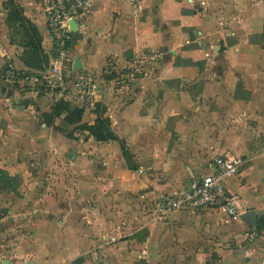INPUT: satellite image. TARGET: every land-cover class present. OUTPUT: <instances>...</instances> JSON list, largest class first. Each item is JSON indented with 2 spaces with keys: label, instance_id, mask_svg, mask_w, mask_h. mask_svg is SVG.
<instances>
[{
  "label": "crops",
  "instance_id": "0c3cea01",
  "mask_svg": "<svg viewBox=\"0 0 264 264\" xmlns=\"http://www.w3.org/2000/svg\"><path fill=\"white\" fill-rule=\"evenodd\" d=\"M19 2L25 15L39 27L43 48L55 61V43L45 12V0ZM0 12L2 14L3 9L1 11L0 8ZM2 21L6 32H9L5 20ZM159 24L166 32L161 33ZM74 32L79 34V38L71 50L72 61L69 59L68 65L73 74L84 76L93 83L92 93L89 96L82 95V92L79 94L70 82L62 99L83 108L87 121H92L89 125L97 118L96 105L105 106L114 132L126 140L138 165L159 169V174L168 176V184L182 182L208 162L204 173L193 174L185 186L167 192H180L188 187L193 178L212 171V147L207 150L205 145H212L211 131L218 129L221 138L216 152L227 150L228 142L223 138L228 134V121L232 116L237 115L241 123L249 126L246 128L253 137L264 136V0H91L86 14L79 20L78 30ZM8 35H5L4 49L0 50V62L9 59L11 66L28 70L19 57L21 47L13 44ZM73 39L75 35H72ZM160 43L170 45L169 49L164 48L160 62L159 57L152 59L145 74L133 83L123 87L118 85L116 91L109 87L116 83L114 77L117 70L131 65L140 56H148L143 55L146 52L159 50ZM77 58L82 69L75 71ZM9 89L16 88L10 86ZM1 90L5 89L1 87ZM21 96H9L6 102L15 100V103H20ZM51 96L54 101L60 97L58 93H51ZM44 99L40 97L37 102ZM52 99L41 113L51 111ZM197 102H203L205 112L202 107L193 116L183 111L185 106H195ZM20 108L25 109L18 113L20 115L6 111L0 117V122H7L5 130L0 124L2 142L6 132L12 135L11 132L15 134L21 130V119H26V126H33L39 116L40 111L34 108L33 102L27 107H17ZM202 121H208L209 126L205 127ZM42 126L33 132L34 139L43 141L55 155H60L63 150L70 155L76 149L71 166L76 171L77 186L79 184L81 188L83 185L86 164L88 174L97 186L101 184L97 178H104L105 171H108L114 175L109 178V185L123 187L124 190L132 187V183L122 177L129 170L124 166L125 160L117 141L98 142L86 130L83 131L86 140L68 139L55 132L51 134L52 138L37 136L45 134L47 125ZM109 148L114 154L108 152ZM254 149L244 146L247 163L239 175L230 179L228 188L237 191L241 197L240 204L244 206L239 217L246 211L262 213L256 220L257 225L264 216V153L257 155ZM99 151L104 152L105 170L97 167L94 158ZM49 164L54 168L52 162ZM170 167L173 172L168 171ZM84 198L78 200L79 206L74 211L82 218L77 219L74 225H68L65 218L54 229L51 226L48 228L49 233H61L56 241L50 237L44 239L45 249H60L55 258L50 257V262L70 263L84 258L83 264H87L89 259L95 263L98 259L110 264L118 257V260L129 264L135 256L142 257V253L148 250L150 259L159 261L163 255L159 253L167 245V236L159 234V226L150 225L144 233L147 236L142 238L146 230L142 227L133 229L129 224L118 226L111 222L99 224L97 219L88 220L86 217L97 214V209L83 207ZM188 211L200 214L194 217ZM65 212L64 215L68 216L72 210ZM222 213L226 214L218 208L171 212L169 219L172 221L168 227L177 230L173 245L178 249L184 246L182 224L190 216L195 218L200 232H217L220 236L221 233H228L229 229L219 223ZM249 226L253 229L257 227L242 219L235 223L234 227L240 231L239 235H235L238 243L241 242L240 233L246 236L245 230ZM72 249H75L73 255ZM259 250L240 248L239 253L249 252L245 261L234 255L230 263L259 264L258 258L262 254ZM192 264L199 262L197 260Z\"/></svg>",
  "mask_w": 264,
  "mask_h": 264
},
{
  "label": "rangeland",
  "instance_id": "374dc122",
  "mask_svg": "<svg viewBox=\"0 0 264 264\" xmlns=\"http://www.w3.org/2000/svg\"><path fill=\"white\" fill-rule=\"evenodd\" d=\"M0 1L1 11L3 9V13L1 14L0 12V50H2L4 49L3 42L5 41V35H7V33L9 34L8 37H13L16 45H18V41L21 40V36L16 32H6L2 20L4 19L6 21L9 13V10L6 8L9 0ZM16 2L20 4L19 0H16ZM159 30L161 33L166 32V29L163 30L160 24ZM76 41L77 38L73 39L71 48H73ZM164 48L169 49L170 45L160 43L159 50H151L143 55L159 53L160 62V58L164 56ZM23 51L24 49L21 47V50H19L20 58ZM71 54L72 52L69 56L70 60L72 58ZM52 62L54 61H50L45 71H22L15 65L11 66L9 59L0 62V117L6 113V111L15 115H20L18 113L25 109H17V107H22L24 105L27 107L30 102H33L34 108L40 111L33 126H26V119H21L19 121L21 130L16 131L15 134L11 132L12 135L6 132L3 142L0 139L2 148L0 150V264H31L32 261L39 264H83L84 258L74 259L70 263L50 262V257L55 258V255L60 249L59 247L45 249L44 242L46 237H50L52 240L56 241L61 234L58 231L49 233L47 230L50 226L54 229L62 220H65V218L68 225H74L77 219L82 218L76 216L74 212L79 206L78 203L80 202H78V200L82 197H85L84 200H82L83 207L97 209V214L86 217L88 220L97 219L99 224H101L100 222L105 224L111 222L118 226L129 224L133 229L142 227V229H146L141 236L142 238L147 236L144 233L150 225L154 227L159 226V234L162 233L163 237L167 236L165 241L167 245L163 248L164 250L159 253H163V255L159 257V261L150 259V250H148L147 253H142V257L135 256L129 264H192V262L197 260L199 264H204L205 262L206 264H221L225 260L223 264H231V258L234 255L239 256L240 259L242 258L241 260H244L245 255H248L249 252H242L243 254L239 253L238 250L240 248L249 249L251 247L255 250L260 249L259 251L262 252V254L258 258V261H260L259 264H264V216L258 220L256 229L249 226V228L245 230L246 236L240 233V243H238L235 238V235H239L240 231L237 230L234 225L238 221H241L242 216H239L243 210L242 206H244L242 203L240 204L241 197L237 191L231 190V194L237 201L239 214L236 216H228L222 213L219 220V223L224 224L229 229L228 233H221L220 236L217 232H200L197 230L195 218L190 216V218L185 220L182 224V228L185 230L184 246L178 249V247L173 245L177 236V230L168 227L172 221L171 218L169 219L171 213L162 214L156 207V199L161 193H167V191L171 189H179L185 186L189 177L193 174L204 173L208 169V162H205L204 165L195 169L192 172L193 174H189L187 178H184L183 181L181 180L182 182L168 184L166 182L169 180L168 176L163 177L162 174H159V169L155 170L145 165L141 167L136 160H133L138 166L136 170H131L127 162L124 161V166L129 172L126 171L123 173V180L132 183V187L128 190H124L125 188L123 187L114 188L109 185V178H113L114 175L112 173L109 174L108 171H105L104 178H97V180L101 182L100 186H97L95 180L91 178V174H88L87 165L84 164V182L83 185L81 184V188L79 184L77 186L75 181L76 171L71 166V158H74V155H67L66 150L60 151V155H55V152L53 153L51 149L45 147L43 141L34 139L35 136L33 132H35L37 128H43L42 124H46L44 114L41 113L43 107H47L51 104V93H57L60 90V88L54 87L57 81L50 73L53 69ZM151 66L152 63L150 67ZM68 69H71V66H69ZM7 71L15 72L17 75L21 74L23 79H21L20 82H15V79H13V82H11L8 80L9 73L7 74ZM25 74L27 76H25ZM118 84L120 83H112L109 87H112L113 90L116 91L118 89ZM10 86L16 89H11L12 91L10 89V91L7 90ZM1 87L5 90L2 91ZM17 94H22V102L15 103V100H12L7 104V97H14ZM27 94L30 96H27ZM40 97H45L46 99H44L43 102H37V99ZM60 99L62 98L59 97L58 100ZM55 102L54 100L52 101L53 104ZM203 106V102H197L195 106H185L183 111L193 116L200 107H202L201 110L205 112ZM30 111H33V108H30ZM86 116L87 115L84 114L83 123L89 124L92 121L88 122ZM0 124H2L1 126H3L2 128H4V130L7 129L6 121L1 120ZM202 124L205 127L209 126L208 121H202ZM246 127L249 126L241 123L237 115L232 116L231 121H228V134L223 138L228 142L227 150L217 152V146L221 137L218 133V129L217 131L212 130V145H205L207 150L212 147L210 159H214L220 154L230 152L242 157L246 165V154L243 150L245 145L251 149L255 147L256 150H254L257 155L264 153V136L253 137ZM83 131L84 130L81 129L79 125L67 124L63 116L57 118L54 125L46 126L45 134L43 133L44 135L40 133V135L37 136L51 137V134L55 132L68 139L86 140L87 137H85ZM121 139L125 140L124 138ZM6 142H8V144H6ZM4 144L6 145L3 146ZM253 144H256L257 147ZM117 145L120 147L119 142ZM75 151L76 149L72 150V153L74 154ZM108 152L114 154L111 148H109ZM103 153V151H99L96 157H94L97 167L101 170L107 168V166L103 164V159H105L102 158L104 157L102 156ZM49 162L54 164V168ZM56 165H58V167L55 168ZM140 167L143 169L142 174H140ZM168 171L173 172L171 167L168 168ZM69 210H72V212L68 216L64 215L66 213L65 211L68 212ZM188 212H191L194 217L200 214L192 211ZM74 250L75 249L71 250V255H73ZM239 254H241V256ZM247 260L248 259H246V261ZM99 262L98 259L97 263L89 259L87 264H107L104 261ZM110 264L126 263H124L122 259L118 260V257H115L114 260L110 261Z\"/></svg>",
  "mask_w": 264,
  "mask_h": 264
},
{
  "label": "built area",
  "instance_id": "2783aa9c",
  "mask_svg": "<svg viewBox=\"0 0 264 264\" xmlns=\"http://www.w3.org/2000/svg\"><path fill=\"white\" fill-rule=\"evenodd\" d=\"M90 3L91 0H45V12L53 34L56 54L50 73L57 81L54 87L60 88L57 92L60 97L64 96L63 92L70 82H73L75 91L79 94L82 92V95L89 96L92 93L93 83L84 76H76L68 69L72 50L71 33L74 32L70 21L79 22L86 14ZM159 56V53H151L138 57L131 65L116 71L115 82L120 83L118 85L121 87L133 83L145 74L149 62ZM15 77V72L8 74V80L11 82ZM244 165L245 161L238 155L230 152L220 154L213 159L211 172L193 178L188 187L180 192L159 194L156 207L162 214L176 210L205 211L218 208L228 216H236L239 214V207L228 188V182L241 172ZM142 173L143 169L140 170V174Z\"/></svg>",
  "mask_w": 264,
  "mask_h": 264
},
{
  "label": "trees",
  "instance_id": "16d2710c",
  "mask_svg": "<svg viewBox=\"0 0 264 264\" xmlns=\"http://www.w3.org/2000/svg\"><path fill=\"white\" fill-rule=\"evenodd\" d=\"M6 8L9 10V13L5 22L9 28V31L11 33L16 32L21 36V40L18 41V45L24 49L23 54L21 55V60L28 68L26 71H45L50 64L51 56L49 53H46L43 48V36L39 27L25 15L24 8L19 3H17L16 0H9ZM75 34V39H78V33H71V35ZM11 41L13 44H15L12 36ZM72 43L73 41L71 42V46ZM15 75V82H20V80L23 79L21 74L17 75L15 73ZM25 76L27 75L25 74ZM106 112V107L98 103L96 105V121L92 125H89L83 123L85 114L83 108L73 106L65 99H60L52 105L50 112L44 113V119L47 126H50L55 124V120L57 118L64 116V121L67 124L81 126V129L88 131L90 135L98 142H119L123 157L127 162L129 169L136 170L138 165L135 163V161H133V153L127 146L125 140L121 139L112 129L111 119L110 117L106 116Z\"/></svg>",
  "mask_w": 264,
  "mask_h": 264
},
{
  "label": "water",
  "instance_id": "95a60500",
  "mask_svg": "<svg viewBox=\"0 0 264 264\" xmlns=\"http://www.w3.org/2000/svg\"><path fill=\"white\" fill-rule=\"evenodd\" d=\"M79 22L76 20H72L70 21V26L72 31H77L78 27H79ZM74 69L75 71H78L80 69H82V64L79 58H77L75 60V64H74ZM70 155H73V153L71 152ZM262 213H257L256 211H246L243 215H242V219L244 221H248L250 224H252L254 227H256V220L258 217H261ZM31 264H38L34 261H32Z\"/></svg>",
  "mask_w": 264,
  "mask_h": 264
}]
</instances>
